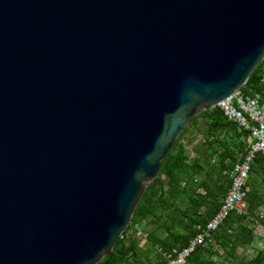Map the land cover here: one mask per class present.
<instances>
[{"label":"water","instance_id":"obj_1","mask_svg":"<svg viewBox=\"0 0 264 264\" xmlns=\"http://www.w3.org/2000/svg\"><path fill=\"white\" fill-rule=\"evenodd\" d=\"M263 58L264 0H0V264L126 255L179 134Z\"/></svg>","mask_w":264,"mask_h":264},{"label":"trees","instance_id":"obj_2","mask_svg":"<svg viewBox=\"0 0 264 264\" xmlns=\"http://www.w3.org/2000/svg\"><path fill=\"white\" fill-rule=\"evenodd\" d=\"M242 91L246 95L258 93L264 99V58L250 73ZM251 143L250 133L226 119L218 110H203L196 115L179 134L171 150L161 162L159 174L153 179L137 204L130 222L122 232L113 251L126 255H105L96 264H150L152 257L142 240L154 251L158 260L154 264H166L163 251L178 250L188 245L200 228L219 209L231 183L233 164L241 159ZM247 215L231 212L223 223L211 233L202 245L188 256L187 264H264V242L246 262L237 256L223 262L216 261V248L233 254L238 247L253 246L256 242L255 225H264V153L257 152L252 160L247 182ZM138 225L147 233L142 239L133 233ZM132 230V232H131ZM166 232L160 237L159 231ZM264 241V234L262 236ZM131 252H134L130 257ZM205 255H208L206 258Z\"/></svg>","mask_w":264,"mask_h":264},{"label":"built area","instance_id":"obj_3","mask_svg":"<svg viewBox=\"0 0 264 264\" xmlns=\"http://www.w3.org/2000/svg\"><path fill=\"white\" fill-rule=\"evenodd\" d=\"M217 107L227 120L249 131L251 143L244 156L233 164L229 188L219 209L206 225L200 228V231L190 239L188 245L180 250L172 248L170 251H163L160 247L157 248L166 259V264H187L188 256L198 245H202L206 239H210L211 233L223 223L231 212H235L237 215H247L248 219H253L248 213L246 182L255 153H264V99L258 93L246 95L242 88H238L228 97L219 101ZM133 233L142 239L147 236V233L142 231L138 225L134 226Z\"/></svg>","mask_w":264,"mask_h":264},{"label":"crops","instance_id":"obj_4","mask_svg":"<svg viewBox=\"0 0 264 264\" xmlns=\"http://www.w3.org/2000/svg\"><path fill=\"white\" fill-rule=\"evenodd\" d=\"M255 232H256V230H255ZM159 235H160V237L162 238V237H164V236H166V232L165 231H163V230H160L159 231ZM148 244H146L145 243V241L144 240H142L141 242H140V244H139V246H143L144 247V249L145 250H148L147 252L148 253H143V255L142 256H144V255H148L150 258L152 257V260H151V262H150V264H154L157 260H158V258H156V256H154L155 255V252L154 251H149V249H148V246H147ZM217 246L214 244V246L211 248V250L212 251H218L219 252V255L218 256H213V258L216 260V261H218V262H223L224 263V260L226 259V257L227 258H231L232 256H237V259L238 260H240V261H242L243 260V258H245V254H246V248L245 247H238L237 248V250H235V252L231 255V254H229V255H227L226 256V252L225 251H223L222 249H217L216 248ZM245 251V252H244ZM206 256V258L208 257V255H205ZM251 257V256H250ZM249 259V258H248Z\"/></svg>","mask_w":264,"mask_h":264},{"label":"rangeland","instance_id":"obj_5","mask_svg":"<svg viewBox=\"0 0 264 264\" xmlns=\"http://www.w3.org/2000/svg\"><path fill=\"white\" fill-rule=\"evenodd\" d=\"M259 214L260 215H262V214H264V209H261V210H259ZM255 230H256V242H255V245H253V246H247V247H245L246 248V256H245V258H243V262H246L247 260H248V258H250V256H252V255H254V253L256 252V249H257V247H261L262 246V244H263V240H262V236H263V234H264V225H261V224H256L255 225ZM245 252V251H244Z\"/></svg>","mask_w":264,"mask_h":264}]
</instances>
